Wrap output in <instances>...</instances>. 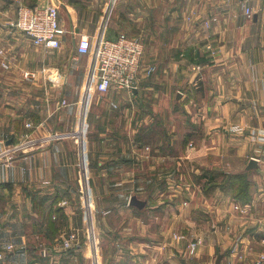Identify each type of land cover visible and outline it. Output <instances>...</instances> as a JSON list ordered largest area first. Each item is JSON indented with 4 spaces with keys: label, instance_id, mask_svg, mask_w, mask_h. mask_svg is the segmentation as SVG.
I'll list each match as a JSON object with an SVG mask.
<instances>
[{
    "label": "crops",
    "instance_id": "obj_1",
    "mask_svg": "<svg viewBox=\"0 0 264 264\" xmlns=\"http://www.w3.org/2000/svg\"><path fill=\"white\" fill-rule=\"evenodd\" d=\"M66 1L59 13L65 33L61 46L53 49L32 45L9 23L21 7L62 5L61 0H0V49L9 66L0 65V137L19 141L30 130L27 123L37 129L36 136L46 125L65 132L52 144L12 156L11 165H0V264L92 263L82 244L69 251L59 245L65 232L82 226L79 168L73 137L67 136L80 113L83 90V98L87 95L89 61L77 52L78 37L71 33L93 40L109 0L99 5L98 15L91 0ZM199 2L190 9L195 28H186L181 48L167 58L175 61L140 78L133 90L92 99L85 134L87 173L99 234L106 238L98 264H216L219 254L220 264H252L264 250V139L249 134L264 130V0ZM245 8L253 12L251 19ZM168 12L172 18L183 10ZM117 33L106 30L108 38ZM148 35L164 44L175 40L155 31ZM28 70L37 72L32 82L22 77ZM61 100L67 105L57 108ZM120 101H127L122 107L129 109L121 111ZM161 105L173 107L172 113L165 110L171 114L182 113V130L167 129L174 123L166 122L170 113ZM108 106L116 107L115 114ZM187 107L196 110L189 114ZM238 125L247 134L228 130ZM251 158L257 168L245 171ZM243 172L252 184L248 203L234 200L220 185L226 175ZM133 196L145 202L143 208L129 204ZM173 233L186 239H173ZM196 237L203 243L190 257L186 245Z\"/></svg>",
    "mask_w": 264,
    "mask_h": 264
},
{
    "label": "built area",
    "instance_id": "obj_2",
    "mask_svg": "<svg viewBox=\"0 0 264 264\" xmlns=\"http://www.w3.org/2000/svg\"><path fill=\"white\" fill-rule=\"evenodd\" d=\"M117 0H109L105 14L101 19L99 30L92 40L88 35H83L73 32L72 37L77 39L76 50L79 54L88 56V66L86 70V80L84 89L87 91L86 98L88 99L91 88H95L96 91L101 94H107L109 91H130L137 87V84L142 77L149 76L154 70L153 67H144L143 59L145 52V45L143 41L135 36L128 35L124 32H118L114 37L108 38L106 36V24L107 13L112 11ZM114 3V4H113ZM111 4L113 6L111 7ZM244 15L251 17L253 12L249 8L244 9ZM59 6L58 4L41 3L36 4L33 7H23L19 9L18 18L16 21L11 22L10 26L20 31L27 37H29L36 46L43 48L58 49L61 46L62 36L65 30L59 23L58 19ZM0 56L2 61L1 67L7 69L9 66L4 59V51L0 49ZM198 66H193V69H197ZM199 69V68H198ZM24 72L26 78L36 75L33 71ZM30 79V78H28ZM66 105V101L62 100L59 104L60 107ZM30 124L27 123V126ZM81 133V132H80ZM79 134V133H78ZM252 137H258L264 139V130L252 129L249 133ZM81 136V135H80ZM58 138L51 136L50 140H56ZM23 142L12 144V148L7 147L6 141L0 137V159L7 158L6 155L10 153L19 154L23 151L21 149ZM84 140L79 139L77 144V156L80 174L86 181L83 191V200L85 208V216L87 218L88 226H93L92 208L90 205V197L87 191V166L84 158ZM11 148V149H10ZM4 156V157H3ZM2 157V158H1ZM234 209L240 213L246 212V207L234 205ZM90 227V226H89ZM176 240L186 239V236L182 234H175ZM241 237H236V242H239ZM88 241L89 251L91 259L93 254L97 253L95 248V236L91 233L86 239ZM79 234L75 230L65 232L59 245L62 250L69 251L75 249L80 244ZM85 242V243H86ZM202 239L196 237L188 241L186 245V252L188 256H193L202 245ZM264 243V240H263ZM236 244L234 249L236 248ZM11 246L7 247L10 250ZM3 257V253L0 252V259ZM94 263V262H93ZM252 264H264V250L259 251L252 260Z\"/></svg>",
    "mask_w": 264,
    "mask_h": 264
},
{
    "label": "rangeland",
    "instance_id": "obj_3",
    "mask_svg": "<svg viewBox=\"0 0 264 264\" xmlns=\"http://www.w3.org/2000/svg\"><path fill=\"white\" fill-rule=\"evenodd\" d=\"M61 1H62L61 2L62 5H58V6L62 10H59V13L64 11V9H66L65 6H67V4H68V2L66 0H61ZM91 1H92V4L94 5L93 6L94 10H96V12L94 11V14L95 13H96V15L102 14L101 12H99L98 8H99V5H101L102 6L101 8H103L105 0H91ZM113 4H111V7L113 6ZM194 5L199 6L201 4H200L199 0H120L116 4L114 11L113 12L111 11L112 15L110 16V11L107 13V18L105 20L106 30L108 33L109 32L115 33V32L121 31V32L127 33L128 35L140 38L145 45V52H144L145 55H144V59H143L144 60L143 66L144 67H148V66L153 67L154 70L152 71V73H156L157 68L159 66H163L165 64V62L167 64L166 66H168V63H172L171 61L176 60V59L169 60L167 58L170 55V53L171 54L175 53L174 50L181 48L180 47L181 46L180 41H181V38L184 34V31H187L186 28L189 26L191 29L195 28V25L192 24L194 21H193V19H191L193 16V12L190 11V9ZM25 7H27V6H25ZM174 7H179L180 10H183V12H181V13L178 12L176 15L174 14L173 17L171 18L170 13L168 11H169V9H174ZM21 8H23V7H21ZM134 8H135V10H133ZM76 9L78 10V8H76ZM152 10H155V12H156V14L154 15L156 18V23L154 22V24L152 23L153 22L152 20H154L153 13L151 12ZM18 13H19V11H18ZM149 13H150L151 19H149ZM167 14L170 17L169 20L166 18ZM17 18H18V15H17ZM247 18L251 19L252 16L250 18L249 17H247ZM58 19H59V14H58ZM98 19L100 20V17ZM10 23H9V25H10ZM164 23H166V25H164ZM167 23H169V24L172 23V25H176V28H175L177 31L176 34H174V31L172 30V25L171 24L167 25ZM179 24H181V28L177 27V25L179 26ZM98 25H99V21H98ZM158 25H160V26H158ZM165 27H168V28L164 29ZM11 28H14V27H11ZM16 31H18V30H16ZM154 31L160 33V35L162 37H170V36L174 35L175 40L171 44H164L163 42L159 43L158 41L151 39V35H148ZM71 36H72V33H71ZM27 38H29V37H27ZM154 39H155V37H154ZM31 43H32V45L36 46L32 40H31ZM182 46H183V44H182ZM36 47H38V46H36ZM24 72L30 73L29 70L24 71ZM24 72L22 73V77L25 80H30L32 82L37 78V72L36 71H33L34 73H36V75L35 74H33V76L29 75L28 78H30V79L26 78V76L24 75L25 74ZM149 76H146V77H149ZM83 94H84V90L82 92L80 103L78 105L80 113L77 116L74 127L69 132V133H71V135H69V136L66 135V136H67V138L73 137L75 151L77 150L78 140L83 138L84 144H85L84 145V158H85L86 166H87V160H86V158H87L86 143L87 142H86L85 134L87 133L86 127L88 126V122H87L88 113H90L89 111H90V106H91L93 97H95V95H98V98L100 99V101L102 100L103 97L96 91V89L94 87L91 88V90L89 92L88 99L86 97L83 98ZM60 102L55 103V105H57V108H61L59 106ZM126 102L127 101H120L119 105L122 107V106L126 105L125 104ZM66 105H67V102H66ZM112 106H108V107H111L112 108V111H111L112 114H115V110H116L115 108L116 107L113 108ZM173 106H174V104H173ZM131 107H132V105H131ZM161 108H162V111H165V110L170 111V109L173 107H171L170 105L167 107L161 105ZM127 109H129V108L128 107H124V108L122 107L121 111L124 112ZM194 110H196V108L187 107V111L189 114L192 113ZM167 111H165V113L171 112V111L170 112H167ZM171 113H170V117L166 120V122H170V123H174V124L170 125V126L168 125L167 129L170 130L172 127H174V129H176V131L182 130V125L184 124V123H182L184 120V116L182 115V113H179V112L176 114H171ZM136 115L137 114H135L134 116H136ZM193 115H194V113H193ZM196 115H197V113H196ZM196 115H195V117H196ZM29 124L30 125L29 126L26 125V127L30 128V130L27 133H24V136L20 137L19 141H14V143L11 142V144H7L8 145L7 147L11 146V148H12V144L14 146V144H16L17 142H19V143L23 142V144L21 146V149L23 148V151H21L19 154H16L17 151L14 154L10 153L9 154V155H11L10 157H8L9 155H6V157L8 159L1 157L2 159H0V162H1L0 165H6V164L11 165L12 161L9 158H11L12 156L16 155L15 157H18L19 155L24 154L26 152L28 153V152H32L34 150L40 149L42 147V144H43V146H46L50 143L52 144L55 141L50 140L51 136L57 137V135H60V133H65V132H61V131H56L53 129V127H50V125H46V126L41 127L43 130H45V131H43V134H40V136H36V135H34V133L36 132L37 129L34 127V125L32 123H29ZM155 130H156V132L160 131L159 129H155ZM228 130L231 133L247 134L246 130L244 129V126L242 127L240 125L231 126V127H229ZM80 132H81V136H80ZM31 133L33 136H31ZM67 138H64V139H67ZM205 145H207V144L205 143ZM189 148H192L191 150L194 151L195 147L193 145V142H189ZM148 151H151L150 148L148 149ZM190 155L192 157V153ZM75 156H76V166H77V168H79L77 151H76ZM192 163H194V162L192 161ZM252 170H254V169H252ZM252 170H249V171H252ZM84 181H86V179H83L82 175L80 174V170H79V183H80L79 189L81 191V192H79V194L81 196V198H80V200H81L80 210H81V215H82V226H80V228H78V229H70V230H75L79 234V238H80L79 243L83 245L86 256H89L90 259H91V255H90V251H89L88 241L86 242V239H88V236L90 233L92 235L94 234V236H95V245L94 246L96 248L97 253L94 255L95 258L91 259L92 263H90V264H98L99 260L101 263V259H102V252H101L100 248L103 246V243L105 242L106 238L101 240V236L99 234L98 219L95 216V209H94V204H95L94 203V201H95L94 200V193H93V189L90 187V179H89V176L87 173V181H88L87 191H88L89 197H90V205L92 208V219H93V226H91L92 224L89 225L90 227L88 226L87 218L85 216L84 203H83L84 202L83 191H84V187H85V185L83 184ZM254 189L256 192L258 187L255 185L252 188V190H254ZM144 197L145 196L143 195V198ZM175 234H179V233H173V235H172L173 239H175L174 238ZM182 235L185 236L184 234H182ZM199 238H201V237H199ZM254 249H259L258 244H254ZM158 260H159V258H158ZM161 264H165V261H162Z\"/></svg>",
    "mask_w": 264,
    "mask_h": 264
},
{
    "label": "trees",
    "instance_id": "obj_4",
    "mask_svg": "<svg viewBox=\"0 0 264 264\" xmlns=\"http://www.w3.org/2000/svg\"><path fill=\"white\" fill-rule=\"evenodd\" d=\"M213 179L214 176L210 175L206 184L210 186V182L214 181ZM220 185L229 190L234 200L241 203H248L250 201V188L252 184L247 177V172L226 175Z\"/></svg>",
    "mask_w": 264,
    "mask_h": 264
},
{
    "label": "water",
    "instance_id": "obj_5",
    "mask_svg": "<svg viewBox=\"0 0 264 264\" xmlns=\"http://www.w3.org/2000/svg\"><path fill=\"white\" fill-rule=\"evenodd\" d=\"M254 18H256V15L254 16ZM7 144H11V141H6ZM257 168V160L254 159V158H251L248 163H247V166L245 168V171H249V170H252V169H256ZM129 204L131 206H134V207H137L139 209L143 208L144 205H145V202L142 201L141 199L137 198V197H131L130 198V201H129ZM222 258V255L219 254L217 256V259H216V264H220V260Z\"/></svg>",
    "mask_w": 264,
    "mask_h": 264
}]
</instances>
